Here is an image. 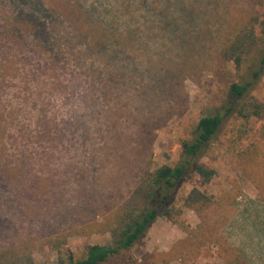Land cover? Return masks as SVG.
Returning <instances> with one entry per match:
<instances>
[{
    "label": "rangeland",
    "instance_id": "obj_1",
    "mask_svg": "<svg viewBox=\"0 0 264 264\" xmlns=\"http://www.w3.org/2000/svg\"><path fill=\"white\" fill-rule=\"evenodd\" d=\"M82 1L107 28V0ZM56 2L0 0V251L29 245L37 264H56L47 246L56 237H67L78 255L88 244L106 245L107 220L143 170L176 164L182 142L227 88L213 72L227 33L216 32L217 23L201 27L216 37H197L165 8L139 6L134 47L84 54ZM120 17L117 33L126 39ZM145 20L156 26L146 44ZM254 93L264 100V78ZM250 151L264 171L260 125L230 120L202 159L213 180L191 175L177 203L198 188L212 207L203 219L186 210V230L159 219L132 249L136 264H225L227 249L264 264V172L252 169Z\"/></svg>",
    "mask_w": 264,
    "mask_h": 264
},
{
    "label": "trees",
    "instance_id": "obj_2",
    "mask_svg": "<svg viewBox=\"0 0 264 264\" xmlns=\"http://www.w3.org/2000/svg\"><path fill=\"white\" fill-rule=\"evenodd\" d=\"M16 1L25 4V0ZM56 1V6L64 12L61 15L75 32L76 43L79 42L76 48L84 54L90 52L104 55L115 46L122 52L134 47L133 37L139 34V30L131 24L137 20L134 11L139 6L165 8L166 17L184 25L189 24L187 28L190 33L197 37L214 38L217 36L215 31L221 34L227 31L220 42L213 71L216 77L227 81L225 99L220 107L203 114L199 119L191 138L181 144L179 161L174 165L159 167L152 163L147 165L127 201L107 220L105 232L109 235V241L106 245L88 244L78 255L65 236L47 242L48 248L57 255L56 264H136L132 249L146 237L159 219H165L186 230V210L193 211L203 219L212 207L211 197L198 188H193L183 197L179 206L177 203L182 186L191 175L197 176L204 183L213 180L215 170L206 167L202 159L225 125L232 119L260 125L264 135V100L254 93L264 78V0H107L111 19L107 28L95 20L94 4L82 0ZM236 10H243V16L234 23ZM120 15L128 23L124 30L127 33L126 39L117 33ZM25 16L30 20L32 18L29 13H25ZM145 23L141 41H146V44L152 39L149 37L155 34L156 26L147 20ZM210 23H217L218 28L215 31L210 26L201 28L203 24ZM16 26L15 33L18 34L22 29L21 25ZM230 66L231 73L228 71ZM107 79H111V76ZM247 155L252 169L263 173L261 157H254L251 151ZM223 256L225 264H251L234 249L225 250ZM0 264L37 263L29 245H10L0 251Z\"/></svg>",
    "mask_w": 264,
    "mask_h": 264
}]
</instances>
